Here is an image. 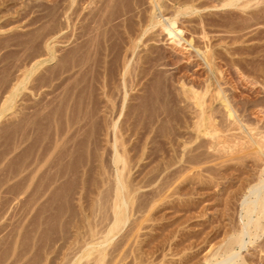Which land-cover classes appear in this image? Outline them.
I'll list each match as a JSON object with an SVG mask.
<instances>
[{
	"label": "rangeland",
	"instance_id": "374dc122",
	"mask_svg": "<svg viewBox=\"0 0 264 264\" xmlns=\"http://www.w3.org/2000/svg\"><path fill=\"white\" fill-rule=\"evenodd\" d=\"M192 1L199 11L179 15V25L215 52L213 76L223 77L248 132L217 101L220 138L198 133L182 88L203 90L211 73L182 60L188 51L159 26L146 33L151 0H0V109L24 81L0 118V264L78 260L90 230L101 233L111 215L124 165L117 152L134 200L106 264H209L226 255L247 219L246 193L264 177V154L248 134L264 136V0L241 9ZM262 223L252 243L235 247L243 264H264Z\"/></svg>",
	"mask_w": 264,
	"mask_h": 264
},
{
	"label": "bare ground",
	"instance_id": "6f19581e",
	"mask_svg": "<svg viewBox=\"0 0 264 264\" xmlns=\"http://www.w3.org/2000/svg\"><path fill=\"white\" fill-rule=\"evenodd\" d=\"M173 2H175V4ZM173 2H172L173 5L171 6V4H170V6L173 7V9H174V7H176L174 9L176 14L174 16H168L165 10H167L169 8V7H167V6H169V4H167L165 2V0H151L152 11H151L150 16H149L148 27H146L147 29L145 28L146 29L145 31L147 33L148 30L150 31V29H153L155 27H157V29H158V26H159L160 29L162 30V32H164L165 34H167V36H169V40H171V42H172L171 44H173V48L175 47L178 49V47H179L180 49L184 48L186 51H188V52H185L187 54L183 55V57L181 58L182 60H184L186 62H190L192 64L193 63L192 61H194L196 58V60H198L197 62L200 61L202 63V65H205L206 68L208 69L207 72L211 73V76H210V74H208L210 76L209 78H208V76H206L208 78L207 81L204 80V82H203L205 84V81H206V84L204 85L205 88L203 90L202 89L200 90L199 88H197L198 86L195 87L196 83L195 84L193 83L194 80L192 82L193 84H190V85H187L188 82H186L187 84H185L184 82H183L184 84L182 83L183 88L182 87L181 88L184 91V92H182L183 95H185V97L192 102V105H194L196 107L195 112L197 114V119L199 120L198 123L196 124L197 125L196 130H198V133L211 134L214 137L220 138V136H218L219 134L216 135L217 129L215 128V126L217 125V119H216V115H214V113L216 111L214 112L215 108L212 110V108L214 107V106L212 107V105H213V103H215L217 101H220V102L222 101V103H223L222 108L225 110V111L224 110L223 111L225 112V116L228 118V120L233 119L234 125H236L238 123L237 124L238 129L242 128L246 132L250 131L252 124L250 123L251 124L250 128H246V127H249V125L245 127V125H247V124L244 125L245 122L241 121V118H240L241 116L239 117L240 119L238 118L237 110L234 107L235 105L232 104V102H234V101H231L229 99V96L226 92L227 90H225L222 82L220 81L221 76H219V79L217 78L218 75L213 76L214 70L216 69L215 67L218 66V65H216L217 64L216 63L217 57L214 54L215 52H212L211 49L210 50L209 49L208 50H201L200 48L195 46L196 44H194V40L191 37H190L191 39H187L185 37V34H184L185 30L181 27V25H179V22H178L179 21L178 20L179 15H181V14L182 15L183 14H188V15L193 14L194 15V13L196 14L199 11V8L196 7V5L193 4V1L191 2V0L190 1L189 0H183V1L181 0V2H179V0H177V1L174 0ZM253 2H256L257 4L260 3L259 0H221L220 2H217V4L215 3L216 5H213V6L218 7V8L219 7L225 8L228 6L229 7L230 6L236 7L237 6L239 8L240 7H243V8L247 7L248 8L249 6H252L251 4ZM253 6H254V4H253ZM171 7L169 8L170 10H171ZM171 14H172V12H171ZM145 31H144V33H145ZM49 48H50V46H49ZM135 48H136V46H135ZM195 61H194V64H195ZM43 62L44 61H41V62L34 64L32 66V68L28 70L27 74L25 75V79L27 80L30 77V75L34 72V70L37 68L35 66H37L38 64H41ZM127 65H125L124 71L122 74V80H123V84L125 85V87H126V82H127V75L128 74L132 75L131 69L129 67H127ZM217 71L219 72V69ZM222 75H223V73H222ZM131 77L134 78L133 76H131ZM221 78H223V77H221ZM133 81L134 80H132V82ZM199 81H200V79H199ZM203 83H201V84L203 85ZM23 85H24V81H21L20 83L16 84L14 86V88L12 89L10 95H8L6 100H4L5 102L3 103V106L0 109V118H1L2 113H5V112L12 110L14 108L16 98L18 97L20 90L22 89ZM211 88L214 89V90H212V92H210ZM125 96H127V89L125 90ZM221 114H223V113H221ZM221 117H223V115ZM243 120H245V119H243ZM225 123H227V122H225ZM231 123H230V125H231ZM222 124H224V122ZM239 125H240V127H239ZM226 126H227V124H226ZM220 127L218 126L219 129H221ZM230 127H228V128H230ZM223 129L224 128L222 127L221 130H223ZM233 130H235V128H233ZM244 130H242V131H244ZM257 130H258V128H257ZM233 132H235V131H233ZM238 132H239V130H238ZM238 132L236 130V134H238ZM231 133H232V131H231ZM250 133H248V134L251 137V140H252L251 142H253V143H251V145L254 144V149L257 151V153L259 152V154H261V155L264 154V136L261 138V136H262L261 135L259 137V139H257V138H254V135L253 134L251 135ZM224 135H226V134H224ZM239 135L237 137H239ZM212 136H211V138H212ZM249 136L247 138H249ZM237 137H235V138H237ZM242 140H243V138H242ZM240 144H241V142H240ZM249 147H251V146H249ZM252 147H253V145H252ZM115 162L117 164L122 162L124 165H123V167L122 166L118 167V170H117V184H116V189H115L114 200H113V203L111 206L112 212H111L110 216H108V215L105 216L106 220H108L107 226L101 233L97 232L94 228H92L90 230V236L92 237V240L90 242L84 243V245L82 247V248H84L82 255L78 258V260L76 259L72 264H82L81 261L83 258L91 260L92 264H106L108 246L111 245L116 234H118L120 231L123 230L126 223L130 219L129 210H130V206L133 205L134 196H133V191L129 188V185L127 184L126 180L124 179V169H125V165H126V160L122 155H120L117 152V154L115 156ZM246 195H247V197H246L245 202H244L245 214H243V215H245L244 217L247 219H246V222H245L243 229H241L239 234H237L235 236L233 235L231 237V239L228 241L227 246H225L227 249V251L225 252L226 255H223L222 259L221 258L216 259V261H212L211 259L208 258L209 264H243V263H245L242 259H240L241 253L239 250H242L245 247H247L248 243H252L251 242V240H252L251 236L255 237L256 233H257V236H259L258 230L261 231L260 229L263 228L262 220H264V177H262L258 183L250 186V188L248 190V194L246 193ZM253 227L255 228V230H257L256 233L252 232V229L254 230ZM262 234H263V232H262ZM249 237H250V240H249ZM236 246L240 248L238 251L235 250ZM225 247H224V250H225ZM115 250H117V249H115ZM114 264H115V262H114Z\"/></svg>",
	"mask_w": 264,
	"mask_h": 264
}]
</instances>
